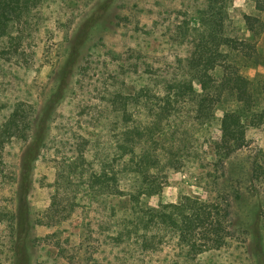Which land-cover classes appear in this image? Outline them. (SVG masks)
<instances>
[{
  "label": "rangeland",
  "instance_id": "1",
  "mask_svg": "<svg viewBox=\"0 0 264 264\" xmlns=\"http://www.w3.org/2000/svg\"><path fill=\"white\" fill-rule=\"evenodd\" d=\"M207 1L41 0L12 23L0 40V126L19 104L29 107L30 118L26 137L7 143L0 158V264H264V124L248 126L246 145L231 156L218 149L222 107L202 122H191L186 110L166 125L173 159L149 204L219 196L230 205L228 244L197 259L167 237L163 251L139 261L133 244L111 237L129 197L106 194L92 202L78 177L91 163L98 170L99 156L114 154L122 126L117 97L149 82L163 92L165 80L182 72L193 41L178 36V28L197 27ZM224 1L229 34L250 41L245 16L257 14L258 0ZM257 47L243 71L264 106V35ZM69 162L78 165L69 191L77 205L65 200L63 215L51 219L59 165Z\"/></svg>",
  "mask_w": 264,
  "mask_h": 264
},
{
  "label": "trees",
  "instance_id": "2",
  "mask_svg": "<svg viewBox=\"0 0 264 264\" xmlns=\"http://www.w3.org/2000/svg\"><path fill=\"white\" fill-rule=\"evenodd\" d=\"M41 0H0V40L10 35V27L20 22L24 12ZM256 15L245 16L251 40L228 32V11L224 0H208L200 10L198 26H179L178 36L192 37L193 49L182 64V72L165 80L163 92L158 83L149 82L133 96L119 95L122 126L114 144V154L99 156L98 170L90 164L78 177L90 192L92 202L100 203L105 195L128 196L119 229L111 237L119 244H133L139 261L149 254L163 251L167 239L184 246L188 259L226 246L231 237V212L227 198L200 200L189 197L185 204L151 206L149 199L163 188L161 171L172 162L173 147L166 125L179 119L186 110L189 120L202 122L214 107L224 110L221 120L220 153L231 156L246 145L248 126L264 124V106L251 78L244 73L259 54L257 43L264 35V0L256 2ZM254 41V42H253ZM14 45V44H12ZM161 88V87H160ZM133 105V110L130 105ZM28 106L19 104L9 119L0 126V158L5 145L14 138H24L29 123ZM144 109H147L146 111ZM97 159V160H98ZM74 162V161H73ZM0 163L1 160H0ZM59 165L55 192L48 210L51 219L63 215L62 202L75 197L69 191L75 186L78 165ZM254 166L253 173L259 172ZM90 171V172H88ZM226 204V206L222 203ZM22 244V245H21ZM19 245L22 248L24 241ZM22 264V262H21Z\"/></svg>",
  "mask_w": 264,
  "mask_h": 264
}]
</instances>
